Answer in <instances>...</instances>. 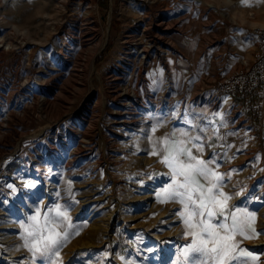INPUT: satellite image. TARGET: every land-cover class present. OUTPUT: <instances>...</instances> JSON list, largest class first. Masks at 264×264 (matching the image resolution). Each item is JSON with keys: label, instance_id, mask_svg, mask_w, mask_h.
I'll return each mask as SVG.
<instances>
[{"label": "rangeland", "instance_id": "1", "mask_svg": "<svg viewBox=\"0 0 264 264\" xmlns=\"http://www.w3.org/2000/svg\"><path fill=\"white\" fill-rule=\"evenodd\" d=\"M161 4L97 0L91 11L74 0H0V37L14 43L4 45L0 61V264H184L181 250L191 238L178 228L172 201L157 198L170 182L169 169L149 150L153 136L175 131L182 138L181 130L200 137L198 158L214 160L210 167L224 175L229 210L255 212L253 227L261 234L237 240L264 264V107L257 130L240 111L233 114L226 98L215 107H203L212 102L200 98L254 59L264 0ZM73 16L79 19L74 29ZM162 16L169 26L160 39ZM149 43L144 57L140 48ZM45 70L61 76L43 84L38 96H25ZM125 87L138 95L132 99ZM56 204L79 234L58 255L33 260L21 224ZM113 211L109 239L78 250L74 240ZM120 231L133 243L121 254Z\"/></svg>", "mask_w": 264, "mask_h": 264}, {"label": "snow or ice", "instance_id": "2", "mask_svg": "<svg viewBox=\"0 0 264 264\" xmlns=\"http://www.w3.org/2000/svg\"><path fill=\"white\" fill-rule=\"evenodd\" d=\"M179 136L182 138L177 139L173 131L170 136L154 141L151 155L160 156V163L169 169L170 183L157 193L158 200L176 201L183 206L178 214L185 237L191 238V243L181 250L184 264H256L260 257L240 248L237 240L238 237L253 239L261 234L253 227L255 212L240 207L229 210L232 197L223 191L224 175L210 167L214 160L205 161L193 154V148L203 153V145L194 143L200 137H190L184 130ZM27 186L35 187L31 182ZM9 187L16 192L15 187ZM161 196L166 199H160ZM28 220L30 223L21 224V239L33 260L37 256L58 255V249L70 236L79 234V226L72 223L71 216L60 204L49 208L43 216L37 209Z\"/></svg>", "mask_w": 264, "mask_h": 264}, {"label": "bare ground", "instance_id": "3", "mask_svg": "<svg viewBox=\"0 0 264 264\" xmlns=\"http://www.w3.org/2000/svg\"><path fill=\"white\" fill-rule=\"evenodd\" d=\"M77 1L79 5H84L86 4L88 9H91V11H96L97 10V0H74ZM146 3L148 5H153L157 6L158 8H162V4H161V0H146ZM157 4V5H155ZM162 10V9H161ZM72 25H73V29L78 27L77 26V21L79 20L78 17L73 16L72 17ZM158 23V27L159 29V33H157L156 37L157 38H162L163 36L161 35L162 29H167L169 26V23L165 20V18L162 16L157 20ZM171 23V22H170ZM163 39V38H162ZM139 43V42H138ZM4 45H14V43L12 42L11 38L9 39L8 36L6 37H0V61L2 60V58L4 57L5 54V48ZM152 47V44H146V45H142L140 48V52L144 53V57L147 56V53L150 52V49ZM136 48V47H135ZM10 49V48H9ZM7 51V50H6ZM60 52L62 53V50H60ZM81 53V52H80ZM63 56V55H62ZM61 57V55H60ZM40 60V59H39ZM42 61H39V66L42 69L43 65L41 64ZM62 66H65L67 63L65 60H63L61 62ZM14 65V64H13ZM57 70V69H55ZM19 71L14 72L13 75V81L16 82L18 80L19 77ZM22 75V74H21ZM41 76L39 77L40 79L38 81H36L35 83H33V87L29 88L27 90V93H25V96H29V97H36L37 95V90L43 86V84H50V82L52 81V79H54L55 77H59L61 76V73L59 71H54V72H50L48 70H45L42 74H40ZM123 93L129 95L130 97H132V99L134 97H136L137 91L135 89H131L130 87H125L123 89ZM120 95V94H119ZM203 98V97H202ZM36 100V99H35ZM49 100V98H48ZM48 100H44L45 102L48 103ZM53 100V99H52ZM43 101V102H44ZM31 102V101H30ZM30 102H27L25 106L29 107L31 105ZM39 102V101H38ZM37 103V102H36ZM131 103V102H130ZM129 102H127L126 104H130ZM50 104V103H49ZM213 104V102H212ZM33 106V105H31ZM49 106V105H48ZM34 107V106H33ZM51 129V128H50ZM54 130V128H52L51 130H48L47 134L49 135L50 133H52ZM19 144V143H18ZM78 148V147H77ZM66 149H68V147H66ZM42 156H44L43 154H39L35 161L39 162L40 159L42 158ZM148 189H151V187H147ZM151 195L150 194H145L143 196V199H150ZM138 201V200H137ZM115 211L109 213L108 218L105 222V224H100L99 226H91L89 227L83 234H81L80 236H78L74 242L81 244L78 250H82V251H87L90 250L92 247H94V242L99 241V240H103V239H109V234H110V224L113 220ZM10 226V225H9ZM259 245H264V243H260Z\"/></svg>", "mask_w": 264, "mask_h": 264}, {"label": "built area", "instance_id": "4", "mask_svg": "<svg viewBox=\"0 0 264 264\" xmlns=\"http://www.w3.org/2000/svg\"><path fill=\"white\" fill-rule=\"evenodd\" d=\"M257 37V52L251 62H245L244 66L227 76L218 79L215 89L208 96L200 95V98L209 100L214 104H222L225 98H248L258 89H264V26L254 29ZM202 100V99H200ZM240 104L236 108H240Z\"/></svg>", "mask_w": 264, "mask_h": 264}, {"label": "crops", "instance_id": "5", "mask_svg": "<svg viewBox=\"0 0 264 264\" xmlns=\"http://www.w3.org/2000/svg\"><path fill=\"white\" fill-rule=\"evenodd\" d=\"M262 90H263V95H264V89L263 88H261ZM200 94V93H199ZM226 101H228L227 102V104H229L230 105V109H231V111L233 112V114L235 113H239V111H240V113L241 114H243L244 115V117H246V119H248V121H249V123L253 126V127H255L257 130H260L261 128H262V125H263V116H262V122H261V125L260 126H256L254 123H252V121H251V119L247 116V108H246V106H245V104H244V100H242L241 98H236V99H231V98H229V97H227L226 98ZM214 104V103H213ZM213 104H204L203 105V107L205 106V105H212V106H214L215 107V105H213ZM238 104H240L241 106H240V108L238 109V108H236L237 107V105ZM263 107H264V101H263ZM222 110V109H221ZM221 110H220V112H221ZM262 112H263V109H262ZM225 116V115H224ZM227 116V117H226ZM224 118L226 119V123H230L231 121H229L230 119L228 118V115H226ZM234 116V115H233ZM241 117V116H240ZM230 128V127H229ZM171 134H167V132H161V134H159V135H155V136H153L152 137V145H150V147H149V150H153V142L154 141H160V140H162L161 139V136H163V137H166V136H170ZM192 137V136H191ZM177 139H180V138H177ZM262 142H263V139H262ZM263 146H264V144H263ZM159 147H160V145L158 144L157 145V148L159 149ZM193 154L194 155H197L198 156V154H201V153H199V152H197V150L195 149V148H193ZM159 158V160H160V156L158 157ZM160 165H162L165 169H167L166 168V166L165 165H163L162 163L160 164ZM155 184H157L158 182H154ZM167 183H168V181L165 183V185H166V187H167ZM170 183V182H169ZM201 183H205L203 180H201ZM172 206L174 207L175 206V208H176V212H177V215L179 216V211H182L183 210V206L181 205V204H179L178 202H176V201H172ZM161 217H163V216H161ZM178 228H184V225H183V222H182V220H180V222H179V224H178ZM124 238H125V236H124ZM125 241H126V239H125ZM127 242V241H126Z\"/></svg>", "mask_w": 264, "mask_h": 264}, {"label": "trees", "instance_id": "6", "mask_svg": "<svg viewBox=\"0 0 264 264\" xmlns=\"http://www.w3.org/2000/svg\"><path fill=\"white\" fill-rule=\"evenodd\" d=\"M109 44L107 45L105 50H108ZM242 99V98H241ZM244 100V104L247 108V116L251 119L252 123H254L256 126H260L262 122V116H263V101H264V95L263 90L260 88L258 89L252 96L248 98L242 99ZM263 144H264V138H263ZM118 252L125 253L128 248L133 246V243L127 244L124 238L123 232H118ZM113 264H116V262H113Z\"/></svg>", "mask_w": 264, "mask_h": 264}]
</instances>
